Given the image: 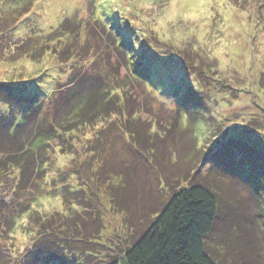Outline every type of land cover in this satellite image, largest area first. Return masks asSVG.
Here are the masks:
<instances>
[{
    "label": "rangeland",
    "instance_id": "374dc122",
    "mask_svg": "<svg viewBox=\"0 0 264 264\" xmlns=\"http://www.w3.org/2000/svg\"><path fill=\"white\" fill-rule=\"evenodd\" d=\"M5 2L2 141L37 152L41 132L68 120L82 98L108 94L116 106L108 118L53 139L40 171L0 167L1 264H125L140 229L195 179L236 201L235 223L248 218L258 229L259 189L238 167L245 158L251 170L264 168V0ZM114 21L133 48L131 67L109 37ZM133 67L153 78L148 88ZM133 121L157 135V148L132 137ZM225 223L219 230L228 233ZM59 247L61 260L31 258Z\"/></svg>",
    "mask_w": 264,
    "mask_h": 264
},
{
    "label": "trees",
    "instance_id": "16d2710c",
    "mask_svg": "<svg viewBox=\"0 0 264 264\" xmlns=\"http://www.w3.org/2000/svg\"><path fill=\"white\" fill-rule=\"evenodd\" d=\"M12 2L14 0H6L5 4ZM113 27L116 31L115 33L109 31V37L112 39L113 44L117 43V46L119 45L118 47L121 48L118 49V52L123 55L124 64L128 67L127 64L129 63L131 67L135 56L133 48L126 44L128 36L122 29L117 28L115 21ZM143 72L135 70L133 67L132 76L135 81H140L143 85L145 83L148 88V85L150 86L154 80L149 73ZM107 82L109 84L108 80ZM74 86L75 84H71V87ZM5 88V85L1 86L2 90ZM105 89L101 85L100 90L102 93L106 92ZM101 95H103V98L100 100L94 96L82 98L68 112V120H61L60 122L55 120L48 132L43 130L39 136L40 142L37 152H34L32 148L31 150L24 149L22 146L19 148L17 143L14 142L7 144L2 141L1 138H5L4 129L2 128L0 130V154L2 156L0 167H5L7 164L18 166L23 173L32 170L37 164L38 168L36 170L40 171V168L46 164L45 149L50 147L53 139L60 138L63 132H72L81 125H91L99 119L108 118L115 110L114 100L116 99H113V96L108 97V94ZM2 96L0 94V97ZM181 103L187 106L186 102L181 101ZM181 103L180 106L182 107ZM42 116L44 121L48 120L46 118L47 113L44 114L43 112ZM181 116L185 118L184 113ZM77 119H83L84 121L72 126L71 123L77 121ZM133 123L134 121L128 122L132 137L139 138L142 143L147 144L149 142L157 148V135L146 136ZM0 126H2V123ZM196 130L199 133L198 128L194 129L193 132H196ZM233 151L243 157L248 150L243 152L233 149ZM252 162L256 164L258 161L252 160ZM241 163L245 165L238 167H243L240 171H246V174L252 177V180H250L253 186L259 189L256 197L253 196L255 202L259 203V205L257 204L259 207L258 213L261 214L260 211L264 207V168L261 167L262 162L259 163L260 167L255 166L252 170L247 164V159L242 158L239 164L242 165ZM43 175L42 173V177ZM220 195L217 190L212 191L208 185L203 182L199 183L196 179L192 180L188 188L176 191L168 204L158 212L157 218L147 228L140 229L141 232L137 234L136 241L125 254V264H264L262 254L256 248L260 246L259 238L256 235L259 229L260 234L264 237V219L258 225V229L248 218L245 221L239 216V221L235 223L236 216L234 217V214L239 213V211L235 208L234 211H231V206L235 205L236 201L234 204L224 202V198L221 199ZM24 213H18L17 219L13 220L11 224L9 220H6L7 226L9 225L8 228L15 226L16 221ZM219 222L221 224L226 222L223 225H227L225 230H230V232L224 233L219 230ZM250 231H252V237ZM245 241L247 242L244 244ZM64 249L61 247L41 249L35 252L31 258L37 255L43 261L48 258L47 261L61 260L66 253ZM1 262L0 259V264Z\"/></svg>",
    "mask_w": 264,
    "mask_h": 264
}]
</instances>
